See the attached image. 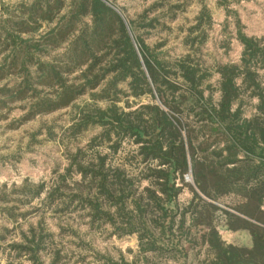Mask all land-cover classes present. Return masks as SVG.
<instances>
[{
  "label": "trees",
  "instance_id": "1",
  "mask_svg": "<svg viewBox=\"0 0 264 264\" xmlns=\"http://www.w3.org/2000/svg\"><path fill=\"white\" fill-rule=\"evenodd\" d=\"M187 5L154 2L131 21L134 40L123 18L102 0L2 5L0 82L9 77L2 73L8 66L6 71L21 81L13 89H0V108L32 99L29 113L19 121L23 125L74 107L86 95L111 101L107 110L79 109L73 130L99 124L105 141L132 140L138 149L123 163L142 166L138 177L109 166L110 157L95 152L91 144V153L79 151L70 158L71 166L47 200L64 202L63 180L76 172L81 181L70 204L87 210L92 224L110 223L119 233L136 234L147 264L152 257L161 264L176 255L189 264L195 250H203L204 258L196 254L192 264H264V41L244 35L236 21L243 48L240 62L202 66L195 54L206 42L204 28L211 20L203 6L185 29L189 53L161 59L158 51L164 43H147L143 35L151 38L167 30L166 22L176 21ZM64 45L62 56L51 55ZM213 74L218 76L215 101L204 94L205 88L214 90L209 84ZM43 90L52 93L41 96ZM119 94L158 97L164 108L149 104L121 110L115 103ZM253 99V114L247 118L244 105ZM183 107L188 117H182ZM17 122L10 128L17 130ZM187 174L196 189L185 183ZM184 188L192 197L180 203ZM42 192L43 186L31 192L25 185L21 193L38 197ZM107 206L114 211H105ZM221 231L245 234L247 242L226 243ZM44 240L29 229L22 243L10 249L40 264Z\"/></svg>",
  "mask_w": 264,
  "mask_h": 264
},
{
  "label": "rangeland",
  "instance_id": "2",
  "mask_svg": "<svg viewBox=\"0 0 264 264\" xmlns=\"http://www.w3.org/2000/svg\"><path fill=\"white\" fill-rule=\"evenodd\" d=\"M22 1L28 0H0V9L2 5L12 6ZM102 1L123 18L134 40L137 34L135 29L131 28V21L159 0ZM184 1H188L187 7L176 21L166 22L167 30L159 31L151 38L143 35L147 43H164L158 51L161 59L176 60L189 53L183 42L185 29L195 23V18L203 6L208 10L211 20L204 28L206 42L195 54L202 66L212 68L218 64L240 62L243 48L237 39L236 21L240 23L244 35L264 41V0H170L175 5H182ZM53 26L54 24H51L50 27ZM43 30L42 33L48 31ZM135 46L138 49V46ZM50 52L52 56H62L65 45ZM2 58L4 55L0 56V63ZM8 67L2 73H10L9 77L0 82V89H13L21 81L19 77L11 74L12 72L6 71ZM77 75L78 73H75V76ZM71 78L73 77H69ZM217 79L216 74L209 78V84L214 90H204L206 96L212 94L214 101L218 97ZM51 93L52 90H43L41 96ZM117 98L116 107L125 111H133L149 104L164 108L158 97L151 99L146 95L137 98L119 94ZM32 103V99L15 100L0 108V198H4L0 199V264H35L28 256L19 257L17 252L10 249L12 245L22 243V235L29 234V229H33L45 239L43 250L39 253L40 264H147L145 257L140 254L136 234L119 233L110 223L92 224L87 210L76 202L70 204V199L77 195V184L81 181L76 172L63 180L61 191L65 195L64 202H49L46 198L60 184V177L64 176L71 166L70 158L79 151L91 153V144L95 145V152L110 157L109 166L119 167L128 175L138 177L142 166L132 162L123 163L124 158L136 153L138 149L132 140L119 141L113 137L111 142L105 141V131L99 124H90L81 131L73 130L79 109L107 110L112 106L111 101L94 100L86 95L81 97L74 107L39 115L20 125V119L29 113ZM255 103L256 100L253 99L251 103L244 105L245 117L249 118L253 114V106L250 104ZM127 104L130 108H127ZM183 109L182 117H188L187 108ZM15 122L20 125L17 130L10 128ZM154 137L157 138V135H154L153 139ZM187 175L189 179L184 177L185 183L196 189L191 174ZM25 185L31 192H34L36 187L43 186V192L38 197L26 196L21 193ZM191 197V192L184 188L178 201L187 203ZM68 206L69 209L66 210ZM107 207L105 211H114L111 206ZM116 225L117 228L120 227ZM126 228L124 226V229ZM220 236L226 243L247 242L245 234L221 231ZM198 251L190 254L189 264L195 260L196 254L199 260L204 258V251L197 253ZM176 256V260L167 259L161 264H184L183 257ZM153 258L155 257L151 258V264H160L158 259Z\"/></svg>",
  "mask_w": 264,
  "mask_h": 264
},
{
  "label": "built area",
  "instance_id": "3",
  "mask_svg": "<svg viewBox=\"0 0 264 264\" xmlns=\"http://www.w3.org/2000/svg\"><path fill=\"white\" fill-rule=\"evenodd\" d=\"M185 178H186V179H189V175H186Z\"/></svg>",
  "mask_w": 264,
  "mask_h": 264
},
{
  "label": "crops",
  "instance_id": "4",
  "mask_svg": "<svg viewBox=\"0 0 264 264\" xmlns=\"http://www.w3.org/2000/svg\"><path fill=\"white\" fill-rule=\"evenodd\" d=\"M249 37V36H248ZM242 46V45H241ZM242 55V54H241ZM263 210H264V206H263Z\"/></svg>",
  "mask_w": 264,
  "mask_h": 264
},
{
  "label": "water",
  "instance_id": "5",
  "mask_svg": "<svg viewBox=\"0 0 264 264\" xmlns=\"http://www.w3.org/2000/svg\"><path fill=\"white\" fill-rule=\"evenodd\" d=\"M154 139H156V137H154Z\"/></svg>",
  "mask_w": 264,
  "mask_h": 264
}]
</instances>
